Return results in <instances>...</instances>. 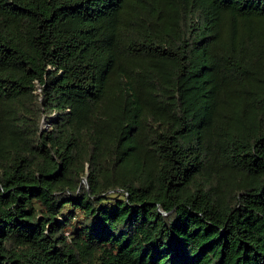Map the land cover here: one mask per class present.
<instances>
[{"label":"trees","instance_id":"16d2710c","mask_svg":"<svg viewBox=\"0 0 264 264\" xmlns=\"http://www.w3.org/2000/svg\"><path fill=\"white\" fill-rule=\"evenodd\" d=\"M0 264H264V0H0Z\"/></svg>","mask_w":264,"mask_h":264},{"label":"water","instance_id":"95a60500","mask_svg":"<svg viewBox=\"0 0 264 264\" xmlns=\"http://www.w3.org/2000/svg\"><path fill=\"white\" fill-rule=\"evenodd\" d=\"M46 127V124L45 123H43L42 124V128H45ZM86 179L85 178H83V181H85Z\"/></svg>","mask_w":264,"mask_h":264},{"label":"rangeland","instance_id":"374dc122","mask_svg":"<svg viewBox=\"0 0 264 264\" xmlns=\"http://www.w3.org/2000/svg\"><path fill=\"white\" fill-rule=\"evenodd\" d=\"M82 183H83V184H85V183H86V180H85V181H83V179H82Z\"/></svg>","mask_w":264,"mask_h":264}]
</instances>
